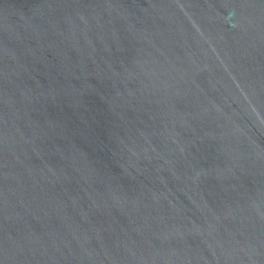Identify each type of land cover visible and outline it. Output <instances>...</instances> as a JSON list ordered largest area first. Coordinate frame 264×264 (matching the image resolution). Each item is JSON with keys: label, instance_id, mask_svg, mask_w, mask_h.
I'll return each instance as SVG.
<instances>
[{"label": "water", "instance_id": "water-1", "mask_svg": "<svg viewBox=\"0 0 264 264\" xmlns=\"http://www.w3.org/2000/svg\"><path fill=\"white\" fill-rule=\"evenodd\" d=\"M0 264H264V0H0Z\"/></svg>", "mask_w": 264, "mask_h": 264}]
</instances>
